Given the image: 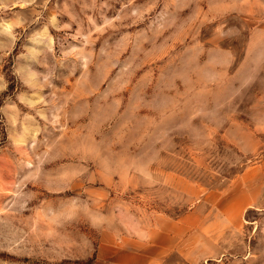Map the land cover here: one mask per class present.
<instances>
[{"label":"rangeland","instance_id":"374dc122","mask_svg":"<svg viewBox=\"0 0 264 264\" xmlns=\"http://www.w3.org/2000/svg\"><path fill=\"white\" fill-rule=\"evenodd\" d=\"M263 160L264 0H0V264H264Z\"/></svg>","mask_w":264,"mask_h":264},{"label":"crops","instance_id":"0c3cea01","mask_svg":"<svg viewBox=\"0 0 264 264\" xmlns=\"http://www.w3.org/2000/svg\"><path fill=\"white\" fill-rule=\"evenodd\" d=\"M232 185L239 186V199L235 202L239 217L249 207L264 204V160L239 173V182Z\"/></svg>","mask_w":264,"mask_h":264}]
</instances>
